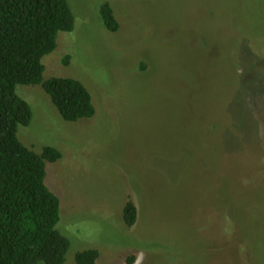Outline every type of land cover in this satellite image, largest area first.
<instances>
[{
  "label": "rangeland",
  "instance_id": "obj_1",
  "mask_svg": "<svg viewBox=\"0 0 264 264\" xmlns=\"http://www.w3.org/2000/svg\"><path fill=\"white\" fill-rule=\"evenodd\" d=\"M103 1L69 0L75 28L43 58L95 115L66 120L42 85L17 88L34 114L21 141L63 153L46 183L65 264L91 248L96 264H264V0H108L117 32Z\"/></svg>",
  "mask_w": 264,
  "mask_h": 264
},
{
  "label": "trees",
  "instance_id": "obj_2",
  "mask_svg": "<svg viewBox=\"0 0 264 264\" xmlns=\"http://www.w3.org/2000/svg\"><path fill=\"white\" fill-rule=\"evenodd\" d=\"M100 12L106 28L117 32L120 23L112 3L103 1ZM74 28L69 0H0V264L67 261L71 242L57 228L61 200L46 183L47 162L60 160L63 153L53 145L38 153L21 141L19 127L29 125L34 114L17 88L42 85L66 120L95 115L93 96L81 80L44 75L43 58L57 49L59 32ZM137 220L138 207L130 200L124 221L133 227ZM99 256L98 249H86L76 254V263L96 264ZM127 262L134 264L136 255Z\"/></svg>",
  "mask_w": 264,
  "mask_h": 264
}]
</instances>
